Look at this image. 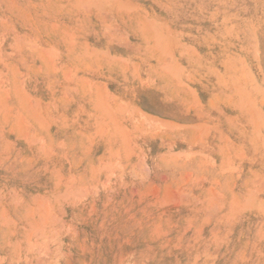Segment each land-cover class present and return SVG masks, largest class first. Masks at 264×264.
I'll return each instance as SVG.
<instances>
[{
	"label": "rangeland",
	"instance_id": "374dc122",
	"mask_svg": "<svg viewBox=\"0 0 264 264\" xmlns=\"http://www.w3.org/2000/svg\"><path fill=\"white\" fill-rule=\"evenodd\" d=\"M0 264H264V0H0Z\"/></svg>",
	"mask_w": 264,
	"mask_h": 264
},
{
	"label": "crops",
	"instance_id": "0c3cea01",
	"mask_svg": "<svg viewBox=\"0 0 264 264\" xmlns=\"http://www.w3.org/2000/svg\"><path fill=\"white\" fill-rule=\"evenodd\" d=\"M142 98H143V99H141V104H140L142 110H144V111H150V110H151L150 107H151V105H153V104L150 103L148 97L144 96V97H142ZM216 130H217V129H216ZM218 130H219V129H218Z\"/></svg>",
	"mask_w": 264,
	"mask_h": 264
}]
</instances>
